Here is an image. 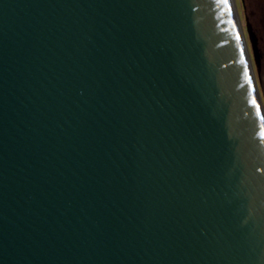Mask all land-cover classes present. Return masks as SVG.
Wrapping results in <instances>:
<instances>
[{
	"label": "water",
	"instance_id": "1",
	"mask_svg": "<svg viewBox=\"0 0 264 264\" xmlns=\"http://www.w3.org/2000/svg\"><path fill=\"white\" fill-rule=\"evenodd\" d=\"M262 117L234 0H0V264H264Z\"/></svg>",
	"mask_w": 264,
	"mask_h": 264
},
{
	"label": "rangeland",
	"instance_id": "2",
	"mask_svg": "<svg viewBox=\"0 0 264 264\" xmlns=\"http://www.w3.org/2000/svg\"><path fill=\"white\" fill-rule=\"evenodd\" d=\"M234 1L238 9V13L241 19L242 27L245 32V36L247 37L246 25H245L247 19V22L250 24L251 28L255 31L258 38V48L262 55L259 77L256 73L254 64H253V68L256 77V82L264 103V0H234ZM242 2H244L245 8ZM247 38L246 41L250 50V44Z\"/></svg>",
	"mask_w": 264,
	"mask_h": 264
},
{
	"label": "snow or ice",
	"instance_id": "3",
	"mask_svg": "<svg viewBox=\"0 0 264 264\" xmlns=\"http://www.w3.org/2000/svg\"><path fill=\"white\" fill-rule=\"evenodd\" d=\"M221 2L227 6V0H221ZM237 38H239V34H237ZM253 103L255 104V101H253ZM262 119H264V117H262ZM261 135L264 136V133H261Z\"/></svg>",
	"mask_w": 264,
	"mask_h": 264
}]
</instances>
